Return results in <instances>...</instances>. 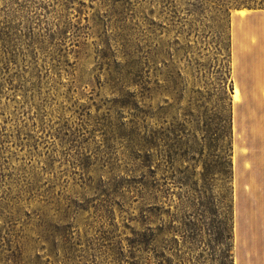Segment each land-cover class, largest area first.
<instances>
[{"label":"rangeland","instance_id":"1","mask_svg":"<svg viewBox=\"0 0 264 264\" xmlns=\"http://www.w3.org/2000/svg\"><path fill=\"white\" fill-rule=\"evenodd\" d=\"M240 9L264 0H0V264L104 263L144 213L177 264H234Z\"/></svg>","mask_w":264,"mask_h":264},{"label":"crops","instance_id":"2","mask_svg":"<svg viewBox=\"0 0 264 264\" xmlns=\"http://www.w3.org/2000/svg\"><path fill=\"white\" fill-rule=\"evenodd\" d=\"M264 10L236 14L231 48L239 99L236 115L251 124L250 191L235 200L234 264H264Z\"/></svg>","mask_w":264,"mask_h":264},{"label":"trees","instance_id":"3","mask_svg":"<svg viewBox=\"0 0 264 264\" xmlns=\"http://www.w3.org/2000/svg\"><path fill=\"white\" fill-rule=\"evenodd\" d=\"M137 218L138 226H129V234L125 235V242L119 239L112 249L113 258L106 259L101 264H177L171 255L164 256L158 244V227L153 224L151 215L144 213ZM170 242L167 249L172 247ZM70 246L66 252H69ZM95 259H91L92 264ZM64 264H77V262H64ZM81 264H85L84 262Z\"/></svg>","mask_w":264,"mask_h":264},{"label":"bare ground","instance_id":"4","mask_svg":"<svg viewBox=\"0 0 264 264\" xmlns=\"http://www.w3.org/2000/svg\"><path fill=\"white\" fill-rule=\"evenodd\" d=\"M238 12L240 14H243L244 13V9H240V10H238ZM233 99H234V101L239 99V92H238V88L237 87H234V89H233Z\"/></svg>","mask_w":264,"mask_h":264}]
</instances>
